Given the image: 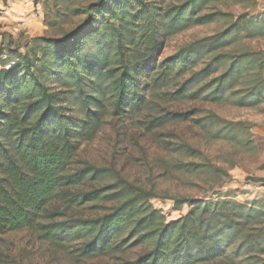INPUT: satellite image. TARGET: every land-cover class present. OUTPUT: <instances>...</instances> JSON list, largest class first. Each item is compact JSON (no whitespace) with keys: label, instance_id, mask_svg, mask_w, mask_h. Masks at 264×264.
<instances>
[{"label":"rangeland","instance_id":"rangeland-1","mask_svg":"<svg viewBox=\"0 0 264 264\" xmlns=\"http://www.w3.org/2000/svg\"><path fill=\"white\" fill-rule=\"evenodd\" d=\"M100 1L34 0L37 23L0 27V67L20 55L19 66L0 83L1 98L38 80L57 95L66 118L84 121L81 93L104 104L92 106L101 124L77 137L68 171L89 168L90 176L63 188L41 223L103 218L123 201L124 186L143 191L171 222L186 216L194 201L226 187L235 201L254 203L263 213L230 250L199 264H264V197L245 188L264 164V0H106L96 6ZM81 28L67 54H57V42ZM151 31L155 62L137 69L141 108L120 102L112 79L93 94L88 82L104 58H111L107 70L125 60L136 70V61L151 50ZM227 73L232 76L223 82ZM153 248L149 240L123 253L86 258L76 244L61 247L25 229L0 236V264H126Z\"/></svg>","mask_w":264,"mask_h":264},{"label":"trees","instance_id":"trees-1","mask_svg":"<svg viewBox=\"0 0 264 264\" xmlns=\"http://www.w3.org/2000/svg\"><path fill=\"white\" fill-rule=\"evenodd\" d=\"M105 1L96 6H102ZM83 28L58 41L57 54H67L66 46L75 42ZM150 35L151 50L136 61V70L131 71L124 59L119 69L107 70L111 58H104L96 69L95 79L88 82L93 94L101 92L105 82L112 79L120 90V102L141 108L144 98L138 94L137 69L154 63L157 51L156 32L151 31ZM109 46L112 48L114 42ZM19 57L10 55L1 61L0 83L19 66ZM188 62L183 59L182 64ZM6 66L10 68L6 70ZM173 68L171 65L168 70ZM232 70L238 71V66L233 65ZM231 76L227 73L221 79L226 82ZM82 81L78 84L85 83ZM77 98L85 110L82 122L61 115L57 95L51 94L38 80L18 85L12 95L0 97V236L36 229L44 240L58 246L76 244L80 256L86 258L123 253L154 240L149 254L126 264H199L230 250L250 222L262 215L254 203L235 201L229 191L208 200H196L186 216L167 222L143 191L124 186L119 191V201H123L103 218L41 223L46 208L58 193L65 187L83 183L92 172L85 168L68 173L78 151L77 137L92 133L101 124V113L92 106L104 107V104L94 95L81 93ZM221 196L225 199L221 200ZM245 242L238 245V250Z\"/></svg>","mask_w":264,"mask_h":264},{"label":"crops","instance_id":"crops-1","mask_svg":"<svg viewBox=\"0 0 264 264\" xmlns=\"http://www.w3.org/2000/svg\"><path fill=\"white\" fill-rule=\"evenodd\" d=\"M36 12L34 0H0V27L8 29L10 25L23 27L28 22L37 23ZM245 188L254 196L264 197V164Z\"/></svg>","mask_w":264,"mask_h":264},{"label":"built area","instance_id":"built-area-1","mask_svg":"<svg viewBox=\"0 0 264 264\" xmlns=\"http://www.w3.org/2000/svg\"><path fill=\"white\" fill-rule=\"evenodd\" d=\"M7 68H10V66H7ZM0 69H1V67H0ZM227 192H229V189L226 188V187H222L221 189H219V191L217 192V194H225ZM215 197H216V195H215Z\"/></svg>","mask_w":264,"mask_h":264}]
</instances>
